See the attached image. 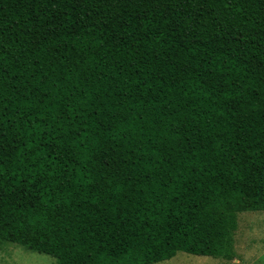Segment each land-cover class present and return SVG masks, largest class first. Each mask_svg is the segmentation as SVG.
<instances>
[{"label":"trees","instance_id":"1","mask_svg":"<svg viewBox=\"0 0 264 264\" xmlns=\"http://www.w3.org/2000/svg\"><path fill=\"white\" fill-rule=\"evenodd\" d=\"M264 211V0H0V250L230 260Z\"/></svg>","mask_w":264,"mask_h":264},{"label":"rangeland","instance_id":"2","mask_svg":"<svg viewBox=\"0 0 264 264\" xmlns=\"http://www.w3.org/2000/svg\"><path fill=\"white\" fill-rule=\"evenodd\" d=\"M232 248L230 260L177 253L172 259L158 264H264V211L243 212L237 215ZM0 264H56V260L15 244L3 243Z\"/></svg>","mask_w":264,"mask_h":264}]
</instances>
